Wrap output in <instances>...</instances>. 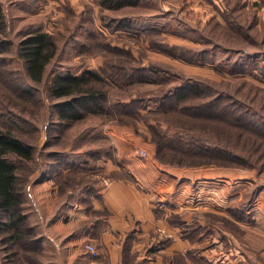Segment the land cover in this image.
<instances>
[{"label":"rangeland","instance_id":"rangeland-1","mask_svg":"<svg viewBox=\"0 0 264 264\" xmlns=\"http://www.w3.org/2000/svg\"><path fill=\"white\" fill-rule=\"evenodd\" d=\"M99 1L0 0L11 41L8 48L0 47L5 65L0 64V102L8 115L15 114L16 134L35 145L33 160L20 161L18 169L27 214L23 228L30 225L33 235L20 243L6 242L8 232L0 227V264H33L30 256L41 264H67L65 254L44 251L48 237L36 229L29 214L36 208L30 190L51 171L56 181L61 177L62 192L93 179L101 184L102 178L112 180L114 172H104L99 161L110 154L104 136L111 127L137 138L135 156L143 158L139 151L145 150L148 159L182 171L180 213L165 218L178 231L176 241L172 232L157 227L158 234L151 233L146 246L137 249L139 256L148 257L150 264H264V161L252 148L242 152L254 165L250 167L226 165L222 156L214 165H200L199 158L190 157L178 163L169 150L160 154L163 160L157 159L158 143L148 123L156 124L149 111L158 106L146 99L163 87L196 81L206 91L197 101L228 98L246 109L247 120L264 121V0H130L118 8H102ZM40 29L55 36L58 49L37 84L27 79L17 46L24 34ZM106 63L148 68L154 64L164 75L148 76L146 70L134 74L136 79L108 76L118 85L132 80L128 95L116 87L113 99L123 95L129 101L130 94L138 105L124 108L128 114L110 108L117 116L90 114L66 127L59 125L53 110L59 100L48 93L54 76L105 68ZM140 79L153 83H139ZM1 121L7 118L0 117ZM174 121L189 122L180 115H174ZM195 121L205 131L193 129L189 134L216 138L214 120ZM114 160L122 165L125 157ZM191 172L196 176L189 180ZM0 221H6L1 212ZM41 246L42 251L33 252Z\"/></svg>","mask_w":264,"mask_h":264},{"label":"trees","instance_id":"trees-1","mask_svg":"<svg viewBox=\"0 0 264 264\" xmlns=\"http://www.w3.org/2000/svg\"><path fill=\"white\" fill-rule=\"evenodd\" d=\"M99 2L102 8H118L130 4L131 1L100 0ZM7 27L4 6L0 2V47L11 46V41L6 37ZM57 49L56 38L48 31L40 29L24 34L17 46V54L23 62L29 81L39 84L44 80L46 68L56 56ZM0 64L5 66L2 59H0ZM146 70L150 72L145 74L148 76H151L150 74L164 75V71L158 69L154 64L148 68L123 63H106L105 68L86 69L79 74L68 71L57 73L48 88L50 97L59 100L53 106L57 116L56 122L62 127H66L75 121L85 119L90 114L117 116L110 108H122L123 112L127 113L124 108L138 105L136 98L131 99L130 94L129 101L124 97L128 95L127 90L133 88L134 82L131 80L123 85H118L113 84L114 82L107 78L120 74V76L132 79L135 78L134 74L137 72ZM107 71L112 74H107ZM142 77L145 78L144 75ZM138 82L153 83L151 79H140ZM114 89L124 96H118L115 101L113 99ZM23 94H30V91H24ZM205 95L206 91L201 84L196 81H184L179 86L163 87L158 91V94L146 97L158 106V108H151L152 110L149 111V114L156 118V124L148 123L151 131L155 134L154 139L158 143L159 155H157V159L163 160L160 154L163 150H169L176 156L178 163H185L184 159L190 157L191 159L199 158L200 165H214L220 164L218 158L222 156L224 158L222 162H226V165L250 167L254 165H249V159L242 152L252 148L257 157L264 161V121L247 120L245 118L246 109L228 98H225L226 100L220 98L203 102L197 101ZM142 107L145 108L147 105ZM0 112V117L7 118V121L0 123V212L6 218V221H0V227L5 228L8 232L6 242L20 243L22 239L33 235V228L30 225L28 230L23 228L27 214L24 212V194L18 187V181L22 178L18 172L19 162L33 160L35 145L26 142L16 134V131L13 130L16 124L12 120L15 114L8 115L10 111H4L1 102ZM174 115L188 118L189 122L175 123ZM198 119L214 120L218 123L212 121L216 138L207 139L197 134L188 133L193 129L205 131L202 123L195 121ZM165 127L167 128L164 129ZM170 132L172 133L169 134ZM59 137H55V139L58 140ZM192 146L194 149L191 148ZM198 148L204 149L206 153L199 151ZM202 158H207V160L203 161ZM57 182L61 185L64 184L59 176ZM133 239L132 235L126 239L121 264H150L148 257L139 258V252L131 249ZM35 251H42V246L33 249V252ZM30 254L32 255V249ZM30 262L41 264L35 256H30Z\"/></svg>","mask_w":264,"mask_h":264},{"label":"crops","instance_id":"crops-1","mask_svg":"<svg viewBox=\"0 0 264 264\" xmlns=\"http://www.w3.org/2000/svg\"><path fill=\"white\" fill-rule=\"evenodd\" d=\"M119 132L116 127L106 132L110 154L99 160L104 172H114L109 187L93 179L89 184L69 185L62 192L53 171L31 187V203L36 208L29 214L36 229L48 237L44 251L65 254L67 264H121L127 237H134L131 249L138 251L146 246L151 233L158 234L157 227L172 232L176 241L178 231L165 218L180 213L181 169L135 156L137 138ZM123 157L122 165L114 160ZM195 176L191 172L187 178ZM87 243L95 245L98 255L86 249Z\"/></svg>","mask_w":264,"mask_h":264},{"label":"built area","instance_id":"built-area-1","mask_svg":"<svg viewBox=\"0 0 264 264\" xmlns=\"http://www.w3.org/2000/svg\"><path fill=\"white\" fill-rule=\"evenodd\" d=\"M140 153V156L143 157V158H147L148 157V153L145 151V150H140L139 151ZM112 180H110L109 178H102V184L103 186L106 188V187H109L110 184H111ZM86 249L93 255V256H96L98 255V250L97 248L95 247V245H93L92 243H87L86 244Z\"/></svg>","mask_w":264,"mask_h":264}]
</instances>
